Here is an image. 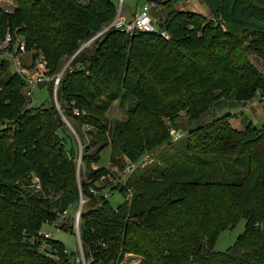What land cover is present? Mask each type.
Listing matches in <instances>:
<instances>
[{"label":"trees","instance_id":"trees-1","mask_svg":"<svg viewBox=\"0 0 264 264\" xmlns=\"http://www.w3.org/2000/svg\"><path fill=\"white\" fill-rule=\"evenodd\" d=\"M13 1L0 6V39L8 28L43 54L51 73L68 59L57 99L74 129L91 126L81 154L89 172L105 171L91 163L106 146L120 167L155 154L120 188L122 204L93 196L84 209L90 264H118L128 253L138 264H264V123L237 128L232 112L201 120L222 98L244 103L264 93V73L249 56L264 60V0H202L210 16L169 0L165 18L153 20L158 30L111 28L75 54L113 19L112 0ZM23 87L0 51V264H59L72 252L38 231L77 201L75 138L50 88L48 104L28 106ZM116 89L134 103L110 124L101 110ZM183 116L195 123L182 125ZM241 218L237 240L214 249L220 231Z\"/></svg>","mask_w":264,"mask_h":264},{"label":"rangeland","instance_id":"rangeland-1","mask_svg":"<svg viewBox=\"0 0 264 264\" xmlns=\"http://www.w3.org/2000/svg\"><path fill=\"white\" fill-rule=\"evenodd\" d=\"M116 7H122L123 13L130 19L133 18L135 14H138L142 11L145 5L150 6V14L154 20H160L165 18L167 12L169 11L170 7L165 5L161 2H156L153 0H112ZM162 1V0H157ZM13 2L12 0H5V4L7 6L11 5ZM174 5L178 8H183L187 10H194L197 12H201L207 16H210L211 13L207 7V5L202 0H175ZM250 58L252 61L257 65V67L262 70L264 73V60L257 54L250 50L249 53ZM8 58V56L6 57ZM68 62V59H63L60 64V68L62 69ZM113 98L110 101H107V105L103 110H101V115L105 120H107L110 124L115 123L117 120L123 118L128 108L134 103V99L131 95L127 94L126 91L122 89H116L113 93ZM112 96V95H111ZM35 98L38 101L37 104L44 102L45 104L49 103V94L45 87H41L35 92ZM109 102V103H108ZM251 102H254L251 105ZM245 103V104H244ZM239 101L237 99H225L222 98L218 100L213 106V108L209 109L205 112L201 120L208 121L210 120L213 115L215 114H222L226 112L236 113L234 117H232L231 123L237 127H244L246 120L248 118L251 119L253 123L258 126H263L264 123V93H257L253 98L250 100ZM246 119V120H245ZM74 122V121H73ZM182 125H192L195 121H189L187 117H181ZM76 124V123H75ZM181 125V126H182ZM183 127V126H182ZM185 129V128H184ZM78 134L77 139H74V151L75 154L78 152L80 147L81 154H83L84 145L89 142L90 136L89 134H85L83 129L80 132L77 128H75ZM185 131V130H184ZM94 149H92L93 151ZM155 154L149 152L142 157L141 163L139 167L135 170L139 169L140 167L144 166L146 163L150 162ZM83 161V160H81ZM92 169H96L98 167L105 168L104 173L108 171H114L115 173H120L122 167L120 164H113L111 161V149L109 146L104 147L99 155V159L97 161H93L91 163ZM88 169L86 163L83 161L78 169L77 180L80 182L83 187L84 184L87 182V177L94 176L99 178L100 175H94ZM103 173V172H102ZM101 173V174H102ZM129 198V194L127 196ZM126 199V196L123 192L119 189H115L113 193L109 196V202L114 206L117 207L122 204ZM89 205H94L91 200L85 205L84 208L88 207ZM246 225V219L241 218L234 227L226 228L220 231L218 237L214 242V249L216 250H225L227 247L232 245L238 238V236L244 231ZM40 231L44 234H48V236L60 240L65 248L66 253L78 251V238L75 231L65 230L63 228L55 226L53 223L43 222ZM85 246V245H84ZM86 248V246H85ZM139 256L128 253L125 255L123 261L118 264H138L139 263ZM59 264H76L73 262L72 258L69 261H59Z\"/></svg>","mask_w":264,"mask_h":264},{"label":"built area","instance_id":"built-area-1","mask_svg":"<svg viewBox=\"0 0 264 264\" xmlns=\"http://www.w3.org/2000/svg\"><path fill=\"white\" fill-rule=\"evenodd\" d=\"M111 28L124 32H132L134 29L146 31L159 29L153 21L150 14V6L148 4L143 7L141 12L135 14L134 17L130 19L123 13L121 6L118 8L116 7V14L113 19L109 23L105 24L88 40L81 42L74 54L90 45L95 38L102 36ZM162 33L168 36L164 31H162ZM0 51L2 57L6 58L8 56L7 59L9 61L11 71L17 73L23 79L24 87L22 92L27 100V105H33L38 102L35 98L36 90L41 87H45L46 89L50 88V98L53 105L60 112L61 120L65 123L74 138L77 139L78 134L70 124L69 120L62 113V109L57 99V90L60 79L66 66L68 65V62L62 69L51 73L43 54L32 48L27 49L24 40L20 37L13 38L12 33L8 30V28L4 31L3 37L0 39ZM73 113L78 115L79 111L74 108ZM81 128H83L84 133L87 134L86 130L91 128V126L89 124H84ZM179 136V133H175V138H178ZM73 160L75 164V177L78 194L77 201L73 207L69 206L59 212L50 223H53L57 227L64 225L75 231L78 238V251L76 253L72 252V260L76 264H90L93 257L91 254L90 256L87 254V249L80 237V221L81 216H83L84 213V207L93 196L108 199L115 189L120 190V188L125 185L129 175L137 167H139L141 159L137 161L127 160L120 173L108 171L100 174L98 176L99 178L94 176L87 177L88 180L86 184H84L86 187H83V185H81L77 180L78 169L81 162H83L81 161L80 147ZM30 186L35 190L41 189V183L37 176H33L31 178ZM38 235L48 237V234H44L40 230L38 231ZM42 247H44L43 240L39 243V249L41 250ZM98 264L102 263L98 262Z\"/></svg>","mask_w":264,"mask_h":264},{"label":"crops","instance_id":"crops-1","mask_svg":"<svg viewBox=\"0 0 264 264\" xmlns=\"http://www.w3.org/2000/svg\"><path fill=\"white\" fill-rule=\"evenodd\" d=\"M13 1V0H12ZM12 4L11 5H9V6H7L6 4H5V0H0V6L1 7H4V8H11V7H13L14 6V1L13 2H11ZM183 9V8H182ZM254 102H251V105L253 104ZM245 104V103H244ZM246 120V119H245ZM247 121H251V119L250 118H248L247 120H246V122ZM235 127H237V126H235ZM237 128H240V127H237Z\"/></svg>","mask_w":264,"mask_h":264},{"label":"water","instance_id":"water-1","mask_svg":"<svg viewBox=\"0 0 264 264\" xmlns=\"http://www.w3.org/2000/svg\"><path fill=\"white\" fill-rule=\"evenodd\" d=\"M153 1H155V0H153ZM167 1H169V0H162V1H157V0H156V2H161V3H166ZM159 27H160V28H163V27H164L163 22H160V23H159Z\"/></svg>","mask_w":264,"mask_h":264}]
</instances>
